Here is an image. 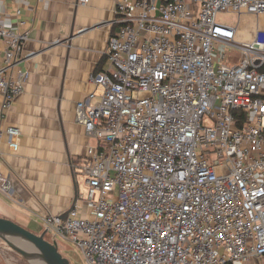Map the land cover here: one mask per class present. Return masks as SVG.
<instances>
[{"label":"built area","instance_id":"built-area-1","mask_svg":"<svg viewBox=\"0 0 264 264\" xmlns=\"http://www.w3.org/2000/svg\"><path fill=\"white\" fill-rule=\"evenodd\" d=\"M115 12L109 67L91 77L103 94L76 107L98 142L80 167L87 190L65 221L47 216L45 231L86 264L264 258V31L238 37L244 16L264 17V0H117ZM1 21L4 114L30 80L29 34ZM227 49L237 65L226 66ZM5 132L17 152L21 130Z\"/></svg>","mask_w":264,"mask_h":264},{"label":"crops","instance_id":"crops-1","mask_svg":"<svg viewBox=\"0 0 264 264\" xmlns=\"http://www.w3.org/2000/svg\"><path fill=\"white\" fill-rule=\"evenodd\" d=\"M116 2L0 0L2 26L29 34L22 67L30 71L25 92L0 114V218L37 235L45 232L47 216H63L86 193L80 167L98 142L77 122L76 107L91 94L97 103L103 94L91 77L109 67ZM3 101L0 96V112ZM11 127L22 132L17 152L5 132ZM247 264H264V258Z\"/></svg>","mask_w":264,"mask_h":264},{"label":"water","instance_id":"water-1","mask_svg":"<svg viewBox=\"0 0 264 264\" xmlns=\"http://www.w3.org/2000/svg\"><path fill=\"white\" fill-rule=\"evenodd\" d=\"M73 207L60 216L63 221ZM46 235V231L37 235L11 220L0 218V240L30 264H71L59 251L58 243L49 242Z\"/></svg>","mask_w":264,"mask_h":264},{"label":"rangeland","instance_id":"rangeland-1","mask_svg":"<svg viewBox=\"0 0 264 264\" xmlns=\"http://www.w3.org/2000/svg\"><path fill=\"white\" fill-rule=\"evenodd\" d=\"M218 21H222L224 25L229 27H236L238 19L236 15H229L222 13L218 17ZM257 27H261L264 31V17L259 20L253 16H244L238 27L239 39L246 41L251 39L255 33ZM226 66L232 67L238 64L241 54L233 49L226 50ZM19 225V224H18ZM24 228V227H23ZM26 229V228H25ZM46 239L52 242V237L47 234ZM59 251L62 255L68 258L71 264H86L83 254L77 250L73 243L57 239ZM0 264H30L22 256L13 250H10L8 246L0 240Z\"/></svg>","mask_w":264,"mask_h":264}]
</instances>
